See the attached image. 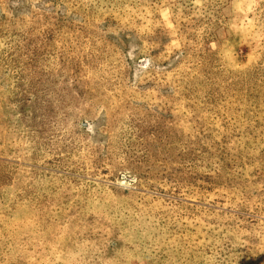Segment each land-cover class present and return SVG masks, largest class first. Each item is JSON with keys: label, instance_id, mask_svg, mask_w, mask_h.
Here are the masks:
<instances>
[{"label": "rangeland", "instance_id": "obj_1", "mask_svg": "<svg viewBox=\"0 0 264 264\" xmlns=\"http://www.w3.org/2000/svg\"><path fill=\"white\" fill-rule=\"evenodd\" d=\"M0 264H264V0H0Z\"/></svg>", "mask_w": 264, "mask_h": 264}]
</instances>
